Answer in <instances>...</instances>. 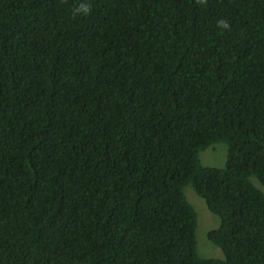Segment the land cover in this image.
<instances>
[{"label": "trees", "instance_id": "obj_1", "mask_svg": "<svg viewBox=\"0 0 264 264\" xmlns=\"http://www.w3.org/2000/svg\"><path fill=\"white\" fill-rule=\"evenodd\" d=\"M252 176L264 0H0V264H264Z\"/></svg>", "mask_w": 264, "mask_h": 264}, {"label": "rangeland", "instance_id": "obj_2", "mask_svg": "<svg viewBox=\"0 0 264 264\" xmlns=\"http://www.w3.org/2000/svg\"><path fill=\"white\" fill-rule=\"evenodd\" d=\"M200 159L205 166L221 167L225 165L227 159V146L223 142H218L200 152ZM253 183L264 191L258 179L251 177ZM185 194L189 202L193 205L198 217L197 234V251L201 257L223 258L224 252L220 246L208 238V233L220 225V217L213 213L207 206L203 197H201L193 185L188 184L185 187Z\"/></svg>", "mask_w": 264, "mask_h": 264}]
</instances>
